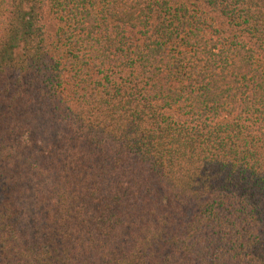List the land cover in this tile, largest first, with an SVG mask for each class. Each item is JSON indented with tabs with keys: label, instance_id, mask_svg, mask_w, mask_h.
I'll list each match as a JSON object with an SVG mask.
<instances>
[{
	"label": "trees",
	"instance_id": "1",
	"mask_svg": "<svg viewBox=\"0 0 264 264\" xmlns=\"http://www.w3.org/2000/svg\"><path fill=\"white\" fill-rule=\"evenodd\" d=\"M0 264H264V0H0Z\"/></svg>",
	"mask_w": 264,
	"mask_h": 264
}]
</instances>
